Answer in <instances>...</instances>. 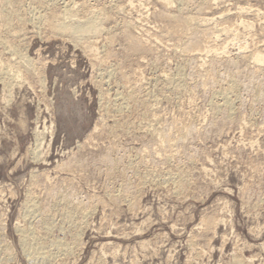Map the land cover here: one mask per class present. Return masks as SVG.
<instances>
[{
  "label": "rangeland",
  "instance_id": "obj_1",
  "mask_svg": "<svg viewBox=\"0 0 264 264\" xmlns=\"http://www.w3.org/2000/svg\"><path fill=\"white\" fill-rule=\"evenodd\" d=\"M182 1L0 0V264H264V0Z\"/></svg>",
  "mask_w": 264,
  "mask_h": 264
},
{
  "label": "bare ground",
  "instance_id": "obj_2",
  "mask_svg": "<svg viewBox=\"0 0 264 264\" xmlns=\"http://www.w3.org/2000/svg\"><path fill=\"white\" fill-rule=\"evenodd\" d=\"M6 1V0H5ZM9 1V0H8ZM175 0H157V2H161V3H163V4H165L166 6H172L173 5V2H174ZM181 2H183L182 0H181ZM1 3V2H0ZM11 3V2H10ZM8 4V3H7ZM249 12V11H248ZM165 15V14H164ZM2 16V14L0 13V17ZM222 16V15H221ZM100 17V16H99ZM172 17V16H171ZM97 18V17H96ZM192 19V18H191ZM191 19H189V20H191ZM194 19V18H193ZM193 19H192V21H193ZM199 19V18H198ZM206 19V18H205ZM188 20V21H189ZM187 21V20H186ZM198 21V20H197ZM57 24V26H56V30H57V32H59V33H66V34H68V36H71L72 38L71 39H74V40H78L80 37H84V36H87V35H89V34H97V33H99L100 32V30H102L101 29V27H100V21H98V19H90V20H87V21H85L84 23H82V22H75V21H72V20H68V21H65V20H56L55 21ZM191 22V21H190ZM202 22V21H201ZM241 22H242V20H241ZM54 23V22H53ZM246 23V22H245ZM245 23H242L241 25H245ZM248 23V22H247ZM246 25H249L250 26V23L249 24H246ZM248 26V27H249ZM4 27V26H3ZM245 27V26H244ZM243 27V28H244ZM223 28V27H222ZM8 29H10V28H8ZM229 30V29H228ZM236 31V30H235ZM9 33V32H8ZM80 39H82V38H80ZM9 46V45H8ZM11 48H13V46H10ZM89 48V47H88ZM13 50V49H12ZM224 51V50H223ZM23 59V58H22ZM252 60H253V62H256V64L257 63H259L260 65H261V63H262V65H263V63H264V56L261 54V53H257V52H255V54H253L252 55ZM255 64V63H254ZM1 67V66H0ZM247 68V67H246ZM0 70H1V68H0ZM7 70V69H6ZM4 70L2 69V71H1V73L3 72ZM20 71V70H19ZM19 71H17V72H19ZM5 72L6 71H4V75L5 76H2V74H1V77H0V81L1 80H5V81H7V80H9L10 78H8V76H6V74H5ZM7 72H8V70H7ZM8 73H10V71L8 72ZM19 74V73H18ZM16 77V76H15ZM14 77V78H15ZM19 77H21V75L19 74L17 77H16V79L17 78H19ZM12 78V77H11ZM8 83H4L3 84V86L5 87V88H10L11 87V84H10V82L9 81H7ZM235 82V81H234ZM13 83V82H12ZM231 84V83H230ZM233 84H231V86H232ZM4 87H3V89H4ZM228 88H231V89H229L228 91L230 92V90H232V87H227L226 89H228ZM234 89V88H233ZM225 91H227V90H225ZM227 91V93H229ZM9 93V92H8ZM217 93V92H216ZM219 94H220V92H218ZM226 92H224V95H226L225 94ZM231 93V92H230ZM229 93V94H230ZM228 95V94H227ZM224 97H226V96H224ZM217 98V97H216ZM124 100V99H123ZM223 100V99H222ZM228 103V102H227ZM226 107V106H225ZM225 109V108H224ZM51 125V124H50ZM43 130V129H42ZM42 135V134H41ZM40 136V135H39ZM34 152V151H33ZM34 156V155H33ZM38 157V156H37ZM179 178V177H178ZM175 180H177V179H175ZM168 181V180H167ZM183 183V182H182ZM31 204V205H30ZM29 204V206L27 205V207H26V211H25V213H24V216L25 217H27V216H29V215H31L34 211L35 212H37L36 210H34L35 208H36V206H35V204H32V202ZM34 212V213H35ZM33 213V214H34ZM73 217V216H72ZM28 218V217H27ZM30 218V217H29ZM69 219L71 218V216L70 217H68ZM72 220V219H71ZM75 220V219H74ZM83 220V219H82ZM46 221V220H45ZM83 226V225H82ZM46 228H47V225H46ZM77 229V228H76ZM19 231V234L21 235V241H22V244H23V249L25 250V252H27L26 254L28 255V257H29V259L30 260H33V259H35L34 261H36V258H34L35 257V255L37 256L38 255V253H39V256H40V260H41V262H45V261H47L48 262V260H49V254L47 255L46 254V251H45V253H43V251H42V249H41V243H39L40 241H38V240H36V238H35V236L34 237H31V235H30V237L28 238V236H29V234H28V236H24L26 233H24L22 230H18ZM48 231V230H47ZM76 236V235H75ZM46 241V240H45ZM43 243V242H42ZM63 243V242H62ZM53 244V243H52ZM70 245V244H69ZM68 245V246H69ZM43 246V245H42ZM52 246H54L56 249H54L55 251L57 250V253H61V252H67L68 253V247L67 246H64V245H61V244H59V242H57L56 244H53ZM103 246V245H102ZM45 247V246H44ZM47 247V246H46ZM71 247V246H70ZM46 249V248H45ZM44 250V249H43ZM24 252V253H25ZM56 253V252H55ZM65 254V253H64ZM54 255V254H53ZM71 255V254H70ZM52 257V256H51ZM37 258H38V256H37ZM38 261V260H37ZM32 262V261H31ZM40 262V263H41ZM38 263V262H37ZM39 263V264H40Z\"/></svg>",
  "mask_w": 264,
  "mask_h": 264
}]
</instances>
